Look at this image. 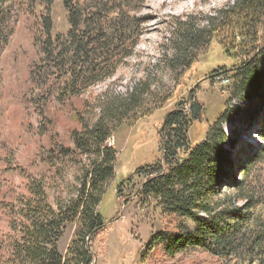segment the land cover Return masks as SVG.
Wrapping results in <instances>:
<instances>
[{"label": "trees", "instance_id": "trees-1", "mask_svg": "<svg viewBox=\"0 0 264 264\" xmlns=\"http://www.w3.org/2000/svg\"><path fill=\"white\" fill-rule=\"evenodd\" d=\"M145 1L61 0L68 29L53 34L54 0H0V56L9 43L12 27L30 22L38 57L30 66L29 80L38 91L37 101L43 110L51 99L66 101L111 77L131 56L142 33L145 18L139 13ZM263 21L264 0H234L233 5L206 18L204 26H196V30L188 24H178L174 29L177 39L170 47L172 55L166 66L178 79L210 44H215L228 59H235V52H243L247 58L222 71L224 76L232 74L233 98L247 100L255 96L261 102L264 45H257V29ZM225 36L231 38L229 43ZM140 84L127 99L106 105L93 126L80 120L79 128L71 132L75 147L72 151L97 156L77 196L64 207L53 209L42 187L28 183L23 196L5 204L13 237L7 253L0 247V264H93L87 239L93 243L104 228L96 210L106 183L114 175L115 153L105 143L111 136V124L122 120ZM203 110L194 94L178 103L166 114L162 125L160 160L136 169L120 183L130 188L135 180H141L129 196L143 194L152 199L166 222L163 230L151 235L143 245L140 264L152 262L156 255L162 257V264H173L176 257L195 251L206 253L219 264H264V187L260 184L246 191L243 181L229 183L234 189V201L241 202L237 206L217 192L222 182L230 179L222 170L228 165L223 145L229 142L222 125L229 116L225 109L206 137L193 145L188 129L203 116ZM57 144L50 148L51 153H72L68 146ZM233 144L229 143V148ZM75 221L80 227L63 258L57 242Z\"/></svg>", "mask_w": 264, "mask_h": 264}, {"label": "rangeland", "instance_id": "rangeland-1", "mask_svg": "<svg viewBox=\"0 0 264 264\" xmlns=\"http://www.w3.org/2000/svg\"><path fill=\"white\" fill-rule=\"evenodd\" d=\"M233 3L234 0H146L139 13L145 18L142 33L131 56L111 77L66 101L51 99L43 110L37 101L38 91L29 80L30 66L38 57L30 22H19L12 27L9 43L0 56V247L5 249L3 253H7L13 237L5 204L23 196L28 183L42 187L53 209L64 207L77 196L97 156L72 151L75 147L70 140L71 132L79 128L80 120L86 126H93L106 105L127 99L140 83L127 113L119 123L111 124V136L105 143L115 153L114 175L106 183L96 210L104 228L90 245L93 264H140L143 245L165 227L160 209L152 199L143 194L129 196L141 180H135L136 184L130 188L120 183L136 169L160 160V132L165 116L191 94L204 108L203 116L188 129L193 145L206 137L225 109L229 116L222 125L229 140L223 145L228 165L222 170L224 177L228 175L230 179L228 183L222 182L217 192L233 202L236 199L231 185L236 182L243 181L246 191L260 184L264 187V99L260 102L255 96L247 100L233 98L232 74L224 76L222 71L237 66L238 61L247 58L246 54L235 52V59H228L215 44H210L180 78L175 79L166 66L172 55L170 47L177 39L176 25L188 24L196 30V26H204L206 18ZM51 18L53 34L68 29L61 0H54ZM230 41L225 36V42ZM257 45H264V21L257 29ZM223 80L228 83L224 84ZM231 142L234 144L229 148ZM57 143L68 146L72 153L67 156L57 151L51 153L50 148ZM247 167L250 170L244 176ZM79 227L78 221L68 225L58 240L57 249L63 258ZM168 262L171 263H165ZM172 263L219 264L201 251L178 256ZM146 264H162V257L156 255Z\"/></svg>", "mask_w": 264, "mask_h": 264}, {"label": "water", "instance_id": "water-1", "mask_svg": "<svg viewBox=\"0 0 264 264\" xmlns=\"http://www.w3.org/2000/svg\"><path fill=\"white\" fill-rule=\"evenodd\" d=\"M191 93V92H190ZM87 244L90 246L91 245V242H90V239L88 238L87 239ZM95 262V261H94Z\"/></svg>", "mask_w": 264, "mask_h": 264}, {"label": "built area", "instance_id": "built-area-1", "mask_svg": "<svg viewBox=\"0 0 264 264\" xmlns=\"http://www.w3.org/2000/svg\"><path fill=\"white\" fill-rule=\"evenodd\" d=\"M223 82H224V84H227L228 83V81H226V80H223Z\"/></svg>", "mask_w": 264, "mask_h": 264}]
</instances>
